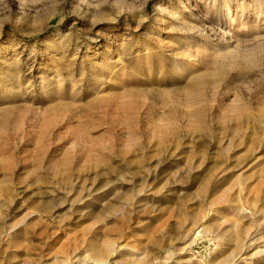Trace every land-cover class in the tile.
I'll list each match as a JSON object with an SVG mask.
<instances>
[{
	"label": "rangeland",
	"instance_id": "obj_1",
	"mask_svg": "<svg viewBox=\"0 0 264 264\" xmlns=\"http://www.w3.org/2000/svg\"><path fill=\"white\" fill-rule=\"evenodd\" d=\"M0 264H264V0H0Z\"/></svg>",
	"mask_w": 264,
	"mask_h": 264
}]
</instances>
